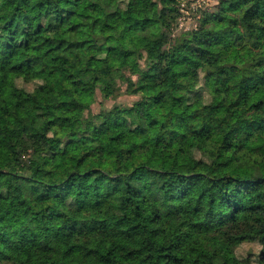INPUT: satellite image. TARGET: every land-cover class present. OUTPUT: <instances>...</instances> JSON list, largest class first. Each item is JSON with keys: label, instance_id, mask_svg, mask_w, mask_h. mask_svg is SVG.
I'll return each instance as SVG.
<instances>
[{"label": "trees", "instance_id": "trees-1", "mask_svg": "<svg viewBox=\"0 0 264 264\" xmlns=\"http://www.w3.org/2000/svg\"><path fill=\"white\" fill-rule=\"evenodd\" d=\"M194 1L0 0V264H264V0Z\"/></svg>", "mask_w": 264, "mask_h": 264}, {"label": "rangeland", "instance_id": "rangeland-1", "mask_svg": "<svg viewBox=\"0 0 264 264\" xmlns=\"http://www.w3.org/2000/svg\"><path fill=\"white\" fill-rule=\"evenodd\" d=\"M213 3V0H195L194 2H191V7L192 9H199L201 7H204L206 5H210ZM184 14L186 13V20L185 22L187 21V23L189 22H193V23H196L194 20L197 18V14H198V11L195 10L194 12H187V11H184L183 12ZM199 15V14H198ZM190 24V23H189ZM135 97L133 96H128V95H121L119 97L116 98V100H106L104 103H103V106L104 107H109L112 105V103L114 102H120V103H130ZM101 106L99 103H94L92 105V109L93 110H97L99 109ZM77 154V151L71 146L70 149H69V152L68 154H64L63 156H60L58 158V161H61V162H71V159H69V157H73ZM141 240H142V234L140 232L139 229H135V230H132L130 232H123L121 231L120 233H118L115 237H114V242H115V251L114 253L117 254V251H118V248L119 247H124V248H129V247H133V248H140V245H141Z\"/></svg>", "mask_w": 264, "mask_h": 264}, {"label": "built area", "instance_id": "built-area-1", "mask_svg": "<svg viewBox=\"0 0 264 264\" xmlns=\"http://www.w3.org/2000/svg\"><path fill=\"white\" fill-rule=\"evenodd\" d=\"M183 21H185V17H184V16H182V17L180 18V20H179V25H180L179 27L182 26Z\"/></svg>", "mask_w": 264, "mask_h": 264}]
</instances>
